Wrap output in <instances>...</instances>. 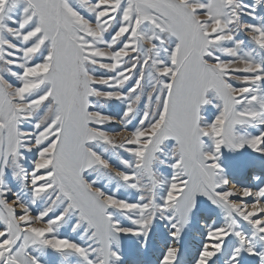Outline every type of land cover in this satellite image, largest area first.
Masks as SVG:
<instances>
[{
  "label": "snow or ice",
  "instance_id": "snow-or-ice-1",
  "mask_svg": "<svg viewBox=\"0 0 264 264\" xmlns=\"http://www.w3.org/2000/svg\"><path fill=\"white\" fill-rule=\"evenodd\" d=\"M158 221L156 264H264V0H0V264Z\"/></svg>",
  "mask_w": 264,
  "mask_h": 264
},
{
  "label": "rangeland",
  "instance_id": "rangeland-1",
  "mask_svg": "<svg viewBox=\"0 0 264 264\" xmlns=\"http://www.w3.org/2000/svg\"><path fill=\"white\" fill-rule=\"evenodd\" d=\"M252 157L250 155H240L238 157H228L226 158V163L230 166L229 170L234 171V174L238 178L239 176L244 175L245 173L240 170H234L231 165L232 162L235 160L240 161H249ZM197 229V221L196 219L193 220V224L191 226V230L186 233L184 241L182 242V250H187L189 247H194L196 244V240L193 238V233ZM159 242L158 244H155ZM166 242V233L162 226V222H156L153 232L150 236L149 244L146 248H141L137 242V238L134 237H122L121 239V255L122 261L121 264H128L129 260L133 259L134 257H140L142 253H144L143 258L144 260L141 261V264H156L157 257L159 254L160 246ZM155 260L152 261V260Z\"/></svg>",
  "mask_w": 264,
  "mask_h": 264
},
{
  "label": "bare ground",
  "instance_id": "bare-ground-1",
  "mask_svg": "<svg viewBox=\"0 0 264 264\" xmlns=\"http://www.w3.org/2000/svg\"><path fill=\"white\" fill-rule=\"evenodd\" d=\"M245 178H246V176L242 175V176H239L237 179H245ZM155 244L159 245V242H156ZM142 255H144V253H142L140 257H134L133 259L129 260L128 264H141V261L145 259V258H143ZM152 261L155 262L154 259Z\"/></svg>",
  "mask_w": 264,
  "mask_h": 264
}]
</instances>
